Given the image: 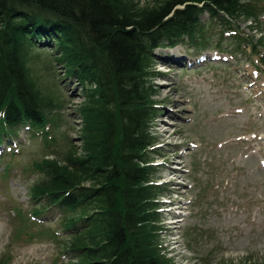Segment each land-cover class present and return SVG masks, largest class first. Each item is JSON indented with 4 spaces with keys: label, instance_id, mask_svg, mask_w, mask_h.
Returning <instances> with one entry per match:
<instances>
[{
    "label": "rangeland",
    "instance_id": "1",
    "mask_svg": "<svg viewBox=\"0 0 264 264\" xmlns=\"http://www.w3.org/2000/svg\"><path fill=\"white\" fill-rule=\"evenodd\" d=\"M129 1L136 8L163 0ZM247 2L254 13L234 22V38L245 51L235 53V43L221 40V30H213L205 15L201 41L161 49L151 62L159 109L151 123L150 180L160 183L155 224L167 264H264V0ZM53 48L25 49L40 95L55 103L58 97L60 105L48 107L55 113L47 125L52 136L27 127L9 140L4 136L0 264L78 261L65 246L71 212L50 205L36 214L44 200L32 191L45 175V159L63 160L73 146L81 150L77 108L86 96L55 61Z\"/></svg>",
    "mask_w": 264,
    "mask_h": 264
},
{
    "label": "trees",
    "instance_id": "2",
    "mask_svg": "<svg viewBox=\"0 0 264 264\" xmlns=\"http://www.w3.org/2000/svg\"><path fill=\"white\" fill-rule=\"evenodd\" d=\"M247 1L163 0L135 8L129 0H0V141L27 125L52 136L49 108L60 101L40 95L26 48L54 45L55 61L86 96L77 108L81 150L45 159V175L32 190L44 200L36 214L50 205L71 212L65 246L77 264L169 262L157 241L159 185L150 183L151 123L159 109L151 62L158 48L201 41L205 13L221 40L245 51L234 22L254 13ZM228 29L234 32L225 36Z\"/></svg>",
    "mask_w": 264,
    "mask_h": 264
}]
</instances>
